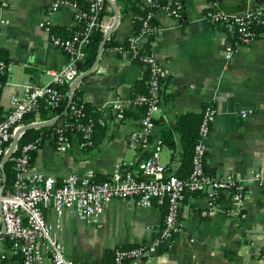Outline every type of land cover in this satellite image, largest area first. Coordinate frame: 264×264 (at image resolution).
<instances>
[{
	"label": "crops",
	"instance_id": "1",
	"mask_svg": "<svg viewBox=\"0 0 264 264\" xmlns=\"http://www.w3.org/2000/svg\"><path fill=\"white\" fill-rule=\"evenodd\" d=\"M238 1L225 0L218 7L237 11ZM53 2L9 0L7 8H0V17L7 20L0 36V56L9 63L7 72L0 76L1 117L10 110L11 97L21 93L24 84H48L51 78L46 69L67 63L66 53L51 41V34L59 29L72 30L78 24L71 8L49 13ZM183 2V21L176 22L164 14L156 16L165 31L151 43V49L166 79L161 111L156 117L162 116L177 128L179 116L187 112L202 115L207 105L214 106L217 116L205 141L207 164L219 177L248 178L252 170L264 169V38L240 46L226 64L224 45L233 43L236 35L225 24L207 18V12L213 8L209 0ZM116 7L119 24L109 38L114 35V41L121 44L136 30L133 13L123 17L119 0ZM251 7L250 0L247 9ZM244 11L240 8L239 12ZM114 14L112 0H107L108 26ZM145 72L144 65L105 46L95 69L80 83L85 100L106 117L108 128L100 139L99 152L83 156L76 140L67 151L61 152L46 141L34 154L33 165L57 179L89 171L99 180L106 179L120 163H133V170L139 175L136 164L152 151L155 141H148L146 146H132L131 135L140 121L134 118L122 121L117 106L130 105L132 87L144 78ZM243 111L248 112L246 117ZM161 161L166 166L171 161V151L165 145ZM182 166L179 162L175 169ZM207 202L206 195L189 193L181 206L182 232L163 243L155 253L127 264H264V188L256 183L247 185L238 217L227 212L231 207L229 196H223L214 216L207 215ZM166 211V202L146 207L115 199L103 213L89 220L65 214L58 222L59 235L75 264H112L110 250L154 242ZM47 215L56 220L51 211ZM6 264L22 263L13 256ZM45 264H50V260H45Z\"/></svg>",
	"mask_w": 264,
	"mask_h": 264
},
{
	"label": "built area",
	"instance_id": "2",
	"mask_svg": "<svg viewBox=\"0 0 264 264\" xmlns=\"http://www.w3.org/2000/svg\"><path fill=\"white\" fill-rule=\"evenodd\" d=\"M154 1L145 0V4L153 5ZM106 4L107 0H89L88 6L84 7L80 0H54L49 13L71 8L77 24L84 21V28L79 33L66 36L51 34V41L66 53L67 63L60 68L46 69V74L51 78L48 84H24L23 91L11 97L10 110L0 118V233L2 225H5V233L0 236V264H6L7 259L13 256L18 257L22 264H45L47 259L50 264H75L67 254L66 246L59 235L58 222L65 214L89 220L103 213L115 199H126L146 207L153 206L155 202H166L164 224L154 242L116 250L112 264H127L149 253H155L163 243L182 232L180 212L188 193L206 195V212L209 216L218 212L221 196H229L231 207L227 212L232 217H238L242 212L247 185L256 183L264 188V169L252 170L250 176L244 179L231 175L219 177L207 171L208 147L205 141L217 116V109L212 105H207L202 113L192 158V171L186 178L173 172L167 173V166L161 161L163 143L157 140L151 154L136 164L139 175L133 170V163H120L106 179H97L93 171L83 175L69 174L57 179L33 165L34 154L43 146L40 140L35 139L22 146L18 143L10 160L13 175L11 183L8 184L2 165L16 131L27 124L28 115L38 109L41 99H45L53 107L60 105V86L70 85L81 73L78 64L83 63L86 58V48L92 33L96 28L105 32L109 27L105 22V13L100 17L106 11ZM210 4L213 8L207 12V18L225 24L237 37L235 43L224 45V58L228 64L240 46L259 39L249 25L252 17L260 20L264 16V9L256 12L247 9L245 13L238 14L219 8L217 0ZM8 5L9 0H0V8H7ZM159 14L181 22L185 14L184 2L166 0ZM159 14L149 12L143 20L141 31H135L127 42L114 47L116 52L129 56L132 61L144 65L150 72L147 94L136 98L137 103L147 105V112L131 135L132 146L147 145L148 136L155 130L156 115L161 111L165 72L152 49L149 53L140 52L150 34L154 33L151 43L163 35V26L151 24V19ZM6 24L7 20L0 17V36L4 33ZM47 30H51L50 25ZM8 69V61L0 56V76ZM117 107L120 111L123 109L121 105ZM71 109L79 115L83 114L76 105L71 106ZM242 115L246 117L248 112L243 111ZM39 122L42 121L36 120L33 123ZM97 122L105 124L102 117ZM95 124L94 120L77 124L89 144L92 142ZM47 141L50 142V139ZM51 141L59 151L68 150L71 143L63 123L55 130ZM50 211L56 216V220L49 219L47 214Z\"/></svg>",
	"mask_w": 264,
	"mask_h": 264
},
{
	"label": "trees",
	"instance_id": "3",
	"mask_svg": "<svg viewBox=\"0 0 264 264\" xmlns=\"http://www.w3.org/2000/svg\"><path fill=\"white\" fill-rule=\"evenodd\" d=\"M215 1V0H209ZM225 0H217L219 4H223ZM82 6H88L89 1L80 0ZM183 2V0H182ZM121 5L120 12L122 16H126L129 13H133V24L134 29L136 32H140L143 20L147 16L149 12H153L159 14L162 12V5L166 4V0H155L153 5H146L144 0H119ZM239 9L237 11H229L232 13L243 14L247 10V5H249L248 0H241L237 4ZM251 11H257L258 9H264V0H251ZM240 8L244 9L243 13L239 12ZM239 10V11H238ZM228 11V10H227ZM105 12L101 14L100 17L104 15ZM185 18V14H184ZM84 21H81L77 27L72 30L67 29H59V31H55V34L60 35H70L72 33H79L84 28ZM151 24L153 26L160 25L158 23L157 17H153L151 19ZM250 30H252L257 37L264 38V16L260 17V20L256 18H251L250 22ZM105 32L100 28H96L91 35V41L86 48V58L83 60V69L87 70L91 68L94 63L96 62L98 51L100 44L104 38ZM154 38V33L150 34L148 39L144 42L143 46L140 49L142 53H149L151 49V41ZM237 41V37L234 40V43ZM119 45L114 41V35H112L106 41V47H116ZM137 62V61H134ZM139 63V62H138ZM149 77L150 72L146 68L145 76L143 79L137 81L132 87V96L131 102L128 107H123L119 113L121 114V120L124 121L126 119L134 118L141 121V119L145 116L147 112V105L140 104L136 102V98L140 95L147 94L149 88ZM166 85V79H163V89L161 91V98L162 101L164 99V86ZM60 91L62 93V97L60 100V105L58 107L51 106L45 99H41L38 109L35 112H32L28 115L26 119V123H33L36 120L39 121H46L56 116H60L59 121L56 123L41 128H35L27 130L21 137L19 144L22 146L24 143L38 139L42 144H44L48 139L51 141V137L55 133V130L59 127L60 123L64 124L65 131L69 136L70 143L76 140V145L80 150V153L83 156H92L99 152L100 150V139L101 137L107 132L106 121L105 124L98 123L97 120L99 118H103L106 120L103 112H101L95 105L91 104L84 97V90L82 89V85H79L75 90L73 99L70 102V85H63L60 86ZM76 105L80 108L83 112L82 115L75 113L71 106ZM202 115H197L193 112H187L181 116H179L177 121V128H174L165 119L160 116L155 118V130L154 132L148 136L147 142H151L154 140H161L163 145H165L171 151V161L167 165V173H175L176 175L186 178L190 175L192 171V158L194 154V148L198 140V132H199V125L201 121ZM1 118V116H0ZM89 120H94L96 122L95 129L91 137V144L86 142V138L83 136L82 130L77 128L78 123L86 124ZM177 135L179 139H177ZM153 151V149H152ZM151 151V152H152ZM148 153L147 156L151 154ZM146 156V157H147ZM208 156V153H207ZM33 161V158H32ZM182 163V167L179 169H175V166L178 163ZM206 169L208 172L212 173L211 169L209 168L208 164L206 163ZM185 170V171H184ZM5 171L7 174L8 184L11 183L13 169H12V161H9L5 166ZM102 180V179H101ZM189 194V193H188ZM187 194V195H188ZM223 199V196H221ZM132 247V246H128ZM122 247V248H128ZM121 248V247H120ZM119 247L115 248L114 250H110L109 254L114 255L116 250L120 249ZM105 263V262H103ZM106 264V263H105Z\"/></svg>",
	"mask_w": 264,
	"mask_h": 264
},
{
	"label": "water",
	"instance_id": "4",
	"mask_svg": "<svg viewBox=\"0 0 264 264\" xmlns=\"http://www.w3.org/2000/svg\"><path fill=\"white\" fill-rule=\"evenodd\" d=\"M223 1V0H221ZM241 1V0H239ZM238 1V2H239ZM248 2H250V0H248ZM112 3L114 5V10H115V14H114V17H113V20L110 24V26L108 27V29L105 31V35H104V38L100 44V47H99V51H98V56H97V60L95 62V64L88 70H85V71H82L83 69V63L80 62L78 64V68L79 70H81V73L77 76V78L70 84V102L69 104L71 103L72 99H73V96H74V93H75V90L77 89V87L80 85V83L83 81V79L90 75L92 73V71L95 69V67L97 66V63L99 61V58L101 57V54H102V51L105 47V43L107 41V39L109 38V36L111 34H113V32L116 30L118 24H119V11L116 7V3H117V0H112ZM60 116H56L55 118H52L50 120H46V121H42V122H39V123H29V124H26L22 127H20L10 145H9V148L6 152V155L3 159V165L2 167L5 168L6 164L11 160V157L13 156L14 152H15V149L22 137V135L27 131V130H30V129H35V128H41V127H47V126H50L54 123H56L58 120H59ZM5 233V225L3 224L2 225V232L0 233V236L3 235Z\"/></svg>",
	"mask_w": 264,
	"mask_h": 264
}]
</instances>
